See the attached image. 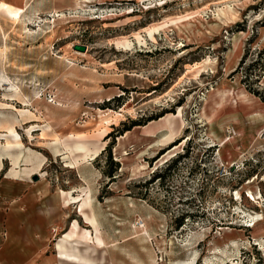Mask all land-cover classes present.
Instances as JSON below:
<instances>
[{"label": "rangeland", "instance_id": "rangeland-1", "mask_svg": "<svg viewBox=\"0 0 264 264\" xmlns=\"http://www.w3.org/2000/svg\"><path fill=\"white\" fill-rule=\"evenodd\" d=\"M0 89V264H264V0H0Z\"/></svg>", "mask_w": 264, "mask_h": 264}, {"label": "crops", "instance_id": "crops-1", "mask_svg": "<svg viewBox=\"0 0 264 264\" xmlns=\"http://www.w3.org/2000/svg\"><path fill=\"white\" fill-rule=\"evenodd\" d=\"M232 17V16H231ZM231 17H228V20H227V24H225V26H229L228 24H231V23H234V22H232L233 20H232V18ZM151 137L154 139V136H149L148 138H150L151 139ZM153 142H155V141H153ZM82 175H83V178H84V180H86L87 181V177H86V174L85 173H83L82 172ZM15 191H16V194H18V193H20L21 191H23V192H25V194H28V189L26 188V186H25V184H22V183H20V184H18L15 188ZM38 192V191H37ZM36 194V193H35ZM98 194H99V191L97 190L96 191V195L98 196ZM34 195L33 194H30L28 197H27V199H34V197H33ZM4 199H6V198H4ZM7 200V199H6ZM111 199H105L104 201H105V203L107 202V201H110ZM34 201H35V199H34ZM36 201L38 202L37 203V205L35 206V211L33 212L34 213V217H35V219H38L39 220V223H41V224H43V225H45L46 226V230L48 231L49 229H50V227H52V226H56L55 225V222L54 221H52V222H50V223H48V220L50 219V218H54L55 217V215H50V213H49V207H47V205H43L42 203H43V198L41 199V198H39V197H36ZM47 202V201H46ZM79 204V203H78ZM90 209H92L93 211H95L94 209H95V204H94V200L93 199H91V208ZM94 216H95V218H96V220H97V217H96V214H94ZM55 220L56 219H58V217L56 218H54ZM47 223H48V225L49 226H47ZM98 223V222H97ZM41 227L43 228V226L41 225ZM40 227V228H41ZM43 230V229H42ZM51 230V229H50ZM1 231H3L2 230V224H1V222H0V232ZM49 232V231H48ZM43 237V236H42ZM45 237V236H44ZM54 238H57V237H54ZM6 240H7V242H6V246L5 245H3L4 247L2 248V250H1V252H0V254H1V256L3 255V253H9V254H11L13 251L12 250H16L17 248H24V246H19L18 245V241L16 240V238L10 233V232H8L7 233V235H6ZM17 247V248H16ZM15 248V249H14ZM57 252V255H54L53 254V257L52 258H49V251H46L45 253H44V255L43 256H45V258H43V256H42V258H41V260L45 263L48 259L50 260V259H52V260H50V261H53V264H59V262L61 263V262H63V263H70V262H67V261H64V260H61L60 258H59V252H58V250L56 251ZM93 257H94V254H93ZM95 259V258H94ZM48 260V261H49ZM2 261H4V259H3V257L1 258V262ZM49 261V262H50ZM63 263H61V264H63ZM70 264H75V263H70Z\"/></svg>", "mask_w": 264, "mask_h": 264}, {"label": "bare ground", "instance_id": "bare-ground-1", "mask_svg": "<svg viewBox=\"0 0 264 264\" xmlns=\"http://www.w3.org/2000/svg\"><path fill=\"white\" fill-rule=\"evenodd\" d=\"M260 215L258 216V219H260ZM255 220V219H254ZM70 245L69 243H67ZM59 253L60 256L59 258L67 261V262H72L76 264H95L93 260L90 259L88 256V252L84 253L82 252L78 247H68L67 245L61 246L59 245Z\"/></svg>", "mask_w": 264, "mask_h": 264}, {"label": "trees", "instance_id": "trees-1", "mask_svg": "<svg viewBox=\"0 0 264 264\" xmlns=\"http://www.w3.org/2000/svg\"><path fill=\"white\" fill-rule=\"evenodd\" d=\"M136 125H140V124H135V126H136ZM110 149H111V148H110V146H109L107 149H105V150L102 152V154H103L106 150L110 151ZM108 163L110 164L111 169H110L108 172H106L105 175L111 179L110 181H111V183H112V182L115 181V179H114L115 172L118 170L120 164H119L118 162H114V161H113V159H112V155H109V162H108ZM155 178H156V176H155ZM100 199L103 200L104 197H103V196H100Z\"/></svg>", "mask_w": 264, "mask_h": 264}, {"label": "water", "instance_id": "water-1", "mask_svg": "<svg viewBox=\"0 0 264 264\" xmlns=\"http://www.w3.org/2000/svg\"><path fill=\"white\" fill-rule=\"evenodd\" d=\"M75 50L78 51V52H86L87 51V47L86 46L77 45V46H75ZM35 180H37V178H35Z\"/></svg>", "mask_w": 264, "mask_h": 264}, {"label": "built area", "instance_id": "built-area-1", "mask_svg": "<svg viewBox=\"0 0 264 264\" xmlns=\"http://www.w3.org/2000/svg\"><path fill=\"white\" fill-rule=\"evenodd\" d=\"M1 94H2V89H0V96H1ZM137 224H138L140 227H143V226H144L143 221H139Z\"/></svg>", "mask_w": 264, "mask_h": 264}]
</instances>
